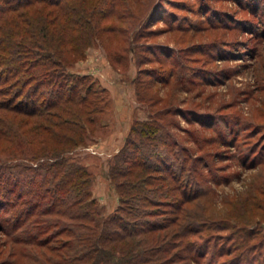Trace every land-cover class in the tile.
<instances>
[{"label": "trees", "instance_id": "trees-1", "mask_svg": "<svg viewBox=\"0 0 264 264\" xmlns=\"http://www.w3.org/2000/svg\"><path fill=\"white\" fill-rule=\"evenodd\" d=\"M150 1L0 0V264H264V148L246 146L248 118L238 128L192 118L199 126L185 130L187 146L171 128L173 103L138 75L148 118L132 123L107 162L119 199L112 212L93 195L95 175L69 156L108 107L106 89L74 66L111 41L112 64L126 67ZM219 146L261 166L255 192L240 202L227 195L224 208L213 198L231 176L219 174Z\"/></svg>", "mask_w": 264, "mask_h": 264}, {"label": "rangeland", "instance_id": "rangeland-1", "mask_svg": "<svg viewBox=\"0 0 264 264\" xmlns=\"http://www.w3.org/2000/svg\"><path fill=\"white\" fill-rule=\"evenodd\" d=\"M153 1L146 6L148 10L153 8L152 12L147 10L151 14L142 18L144 24L130 32L135 52L129 53L126 67L121 70L114 67L108 51L115 44L104 41L106 47L97 42L73 68L89 74L95 87L105 88L104 95L108 97V107L88 132L86 145L69 154L95 175L93 195L105 213L119 204L107 177V162L122 145L132 123L148 118L147 100L139 101L135 93L138 85L133 81L135 76L151 83L148 93H156L173 103L175 113L171 116L176 126L171 128L183 144L193 146L185 130H195L199 126L197 119L211 118L216 125L227 120L238 128L236 121L248 118L253 125L249 132L255 134L247 139L246 146L253 143L255 148L261 143V149L264 148V0ZM135 33L137 40L132 41ZM136 58L142 60L138 66ZM171 60L176 63L172 65ZM177 74L182 80L174 83ZM159 77L162 78L157 80ZM162 79L168 82H159ZM187 117L197 119L189 122ZM246 132H241L239 138H244ZM133 136L139 138L137 134ZM218 148L221 157L216 163L221 171L218 173L231 175L230 180L222 178L220 184L214 185L217 192L214 202L224 208L222 201L227 195L228 200L240 202L244 190L252 192L262 181L261 166L243 165L237 158L240 153L237 157L227 155L238 152L234 147ZM209 199L208 195L201 198L204 202H210ZM258 225L263 227L264 222Z\"/></svg>", "mask_w": 264, "mask_h": 264}, {"label": "crops", "instance_id": "crops-1", "mask_svg": "<svg viewBox=\"0 0 264 264\" xmlns=\"http://www.w3.org/2000/svg\"><path fill=\"white\" fill-rule=\"evenodd\" d=\"M124 140V139H123Z\"/></svg>", "mask_w": 264, "mask_h": 264}]
</instances>
